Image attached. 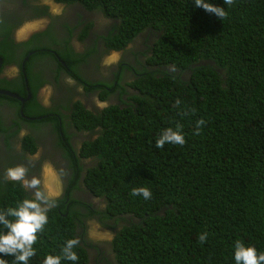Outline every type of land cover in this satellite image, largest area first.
<instances>
[{
  "label": "trees",
  "instance_id": "1",
  "mask_svg": "<svg viewBox=\"0 0 264 264\" xmlns=\"http://www.w3.org/2000/svg\"><path fill=\"white\" fill-rule=\"evenodd\" d=\"M53 1L75 2L110 19L112 26L102 38L107 50L125 52L138 34L147 35L142 48L132 52L133 62L120 59L111 80L96 81L77 72L86 52H73L68 37L61 40L63 49L57 53L66 64L63 71L83 88L79 95L85 100L92 102L96 91L99 101H109L102 108L92 102L88 110L86 103L72 102L76 92L52 109L37 102L45 80L27 68L35 58L52 56L47 46L28 48L34 52L20 81L0 78V89L21 98L30 95L21 102L0 94V105L14 108L9 121L0 113V148L9 161L0 168V210L34 198L3 173L25 165L39 177L47 155H32L41 147L46 126L67 168L63 193L48 212L28 264H43L47 255L62 257L66 241L77 237L80 244L73 250L79 259L62 258L61 264H88L90 246L98 256L111 252L116 264H236L237 241L264 253V0H234L231 6L207 0L225 9L223 20L196 7L194 0ZM20 45L28 42L14 43L9 36L1 40V61L18 62L24 54L13 48ZM185 109L195 112L184 116ZM201 118L206 123L193 135ZM177 123L186 143L157 148L162 131ZM20 127L27 130L21 137ZM77 131L81 142L75 148L71 137ZM86 158L91 165L83 167ZM80 178L85 193L105 202L103 209L76 196ZM138 187L149 188L151 198L131 196ZM91 217L115 228L109 243L88 238ZM205 232L207 240L201 243ZM0 258L8 264L15 260L13 255Z\"/></svg>",
  "mask_w": 264,
  "mask_h": 264
},
{
  "label": "flooded vegetation",
  "instance_id": "2",
  "mask_svg": "<svg viewBox=\"0 0 264 264\" xmlns=\"http://www.w3.org/2000/svg\"><path fill=\"white\" fill-rule=\"evenodd\" d=\"M20 1L19 5H17L15 9H8L7 7L6 10L2 12L0 19L8 17V25L4 26L1 29L3 32L0 34V41L3 39H7L9 36L10 38H12L14 43L28 42V45H20L19 47L13 48V51L17 52V54L22 53L24 55L21 57V59L18 60V62H16L15 69H13L11 66L5 67L7 64H3L2 68H5L0 75V78L10 80L9 82H17L18 80L20 81L22 79V73L25 63L27 62L29 56L33 53V51H29L28 48L36 46H47L46 51H48V53H51L52 56L44 55L42 57L35 58L29 61V65H31V67L27 68V70L31 75L37 77L38 80L41 77L43 80H45L43 82V85H48L50 87V100L44 105L41 104L42 106L46 107L47 109H52L57 104H65L67 100L66 95L73 92H76V94L78 93L75 85L66 83L65 79L68 76L66 77V74L63 71L65 62H63L59 58V55L57 53V51L63 49L64 44L61 40L68 37L67 45L71 46L73 52H86L83 65L85 67V73L89 74L88 72L92 71L93 74L89 75L93 76V79H95L94 77H96V80H103L105 77H107V79L110 80L111 72L109 71V67H107L108 70H104L101 67V62L99 63L98 61L97 55L100 53L98 47H104V45L102 44V38L108 34L112 23L110 24L109 22L108 24H105L104 20L97 14L96 9H86L75 2L57 3L53 0H50L52 3L59 4L61 6L59 11L53 12L51 11L50 4L45 3L44 0ZM34 21H40V24L35 26V28L37 29L25 33L24 38L20 37V39H17L15 37V31L23 23ZM88 24L91 25L87 29L86 34L82 37V40H78L76 38L77 33L81 31L85 25ZM92 38L96 41V44L98 46H91ZM73 41L75 43H73ZM126 56H128L132 62L134 61V57L131 52L127 53L126 51ZM25 57L26 60L24 61L22 70L21 62ZM96 64L97 66H95ZM53 74H56V76L54 77ZM65 84L69 88V90L65 88ZM6 90L15 93L14 91H11L9 89ZM80 90L83 93L82 87L80 88ZM90 94L92 93H86L85 97L89 96ZM7 97L15 99L11 96ZM36 99L38 100L37 96ZM83 103H86L88 108H91L93 104L89 99L84 100ZM9 108L10 111H8ZM0 113L3 115V117H6L7 121H9V117H11V114L14 113V108L8 106L5 102L3 105H0ZM19 130V132H21L22 130H24V128L20 127ZM11 139L16 140L17 136L14 135L11 137ZM77 139H79V136H77ZM40 140V144L43 146L49 144L50 141V139L45 136V133L40 137ZM14 145L16 149L19 147L18 143H15ZM5 157V151L0 148V168H3L7 163H9V161H7ZM24 162L25 161H23V163ZM32 165L34 166V164ZM5 173L6 172L3 173V178H5ZM32 176H36V173L28 174L29 178H31ZM50 177L51 175H49V178ZM22 188L26 190L23 186ZM108 229L111 233L115 231V228ZM91 234L93 236H96L93 232ZM90 247L92 248V250H95V248H93L92 246ZM101 250L103 251L104 247H102ZM89 258L92 259V255L87 252V261H89ZM95 261L96 264H114L111 260V255L106 253H103L101 254V256L95 258Z\"/></svg>",
  "mask_w": 264,
  "mask_h": 264
},
{
  "label": "clouds",
  "instance_id": "3",
  "mask_svg": "<svg viewBox=\"0 0 264 264\" xmlns=\"http://www.w3.org/2000/svg\"><path fill=\"white\" fill-rule=\"evenodd\" d=\"M224 3L231 6L234 4V0H224ZM194 4L196 7L203 8L208 13L215 14L222 20L228 15L223 7L214 6L207 2V0H194ZM1 33L2 31L0 30V34ZM3 64H7L5 67L11 66L13 69L16 68V63H3L0 59V75L5 68H2ZM94 95L97 96L98 93L94 91L93 96ZM180 105L181 101L177 99L175 107L179 108ZM194 112L195 109H185L182 115L188 116ZM205 123L206 121L203 118L197 120L193 135H199ZM181 129L182 125L177 123L175 129L168 127L163 130L156 140V147L163 148L166 144L183 146L186 140ZM29 163H31V160ZM44 168V179L36 176L29 178V168L25 165L10 167L5 173L6 180L19 182L26 189V193L29 194L27 190H33L34 196L32 199H24L18 202L15 207L0 210V225L6 230L0 232V254L15 256L13 264H28V261L36 255L34 245L37 243L39 235L43 233L45 226L48 224V212L55 206V198L59 196L58 192L53 193L47 182L46 173L50 170L51 166L45 165ZM61 174H64L63 170H61ZM130 195L134 197L143 196V198L147 200L151 198L152 192L147 187H138L133 188ZM206 240L207 233L200 234L199 242L204 243ZM79 244V237L68 239L62 249V257L47 255L43 260V264H61L62 258L73 262L77 261L79 257L73 249ZM234 259L236 264H264V253L258 254L255 247H246L241 241H237L235 244ZM0 264H8V262L0 258Z\"/></svg>",
  "mask_w": 264,
  "mask_h": 264
},
{
  "label": "rangeland",
  "instance_id": "4",
  "mask_svg": "<svg viewBox=\"0 0 264 264\" xmlns=\"http://www.w3.org/2000/svg\"><path fill=\"white\" fill-rule=\"evenodd\" d=\"M19 1L20 0H0V18H1V15H2V12L4 10H6V8L8 7V9H15V7L17 5H19ZM45 3H48L50 4V8H51V11H58L60 9V5L59 4H54L52 3L50 0H44ZM21 2V1H20ZM97 14L104 20L105 24H108L110 22V24L112 23L110 19H107L105 18L101 13L100 11L98 10L97 11ZM24 25H22L20 28H18L16 31H15V37L17 39H20V37H24V36H19V31L21 33H23L22 31H24V29H30V31H33L34 29H37L35 28V25H38L40 24V21H34V22H25L23 23ZM8 25V17L6 18H3V19H0V30L4 27V26H7ZM29 27V28H28ZM34 27V28H33ZM2 31V30H1ZM3 32V31H2ZM147 35V32L143 31L141 32L139 35H137L134 40L132 41L131 44H129L127 47H126V50L124 53L122 54H112L110 56H108L105 61H110L111 60V57L113 55H118V58L119 59H125V60H128L130 62H132L130 60V58L128 56H126V51L127 53H132V52H137L139 51L141 48H142V45H143V40L144 38L146 37ZM80 36V35H79ZM79 36H76V38L82 40V37L79 38ZM73 43H75L73 41ZM117 62V61H116ZM107 67H109V71L110 72H113V69H115V64L114 62H112L110 65H108ZM108 70V68H107ZM115 71V70H114ZM83 78L88 80V81H96L95 79H93V76H90V77H87L85 75H83ZM112 76H110V80H111ZM70 94V93H69ZM68 94V95H69ZM80 94H82L80 92ZM37 96H38V99L39 101H41L42 103H47L49 100H50V87L48 85H43L42 87H40L37 91ZM67 97V95H66ZM75 99H77L78 101L80 100H85L84 98L80 97V96H77ZM63 101V100H62ZM82 101V102H83ZM92 102L95 103L96 106L98 107H103L105 104H109V101H107V103H99V101L97 100V96L94 95L92 97ZM110 102H116L114 99L111 100ZM86 109H89L88 107H85ZM4 120H7L6 117H3ZM42 131H44L45 133V136L48 137V139H50L49 143L51 142V144H48L47 146H45V148H43L42 150V147L43 145H41L39 151H37L35 154H33L32 156H34V158H37L38 155H39V152L42 151L43 153H45L47 155V157L45 159L42 160V163H41V167H40V177L42 178V175H43V178H45V168L44 166L45 165H50L51 168L49 170L50 172V175H51V184L52 186H50L51 190L53 191V193H56L58 192L59 193V196L56 197V198H59L62 193H63V188H64V182H65V174L67 172V168L65 166V161H64V158L62 156V151L58 148L55 147V135L54 133L50 130L49 127H45V129H41ZM66 131L68 133H71V132H74V130L72 128H66ZM23 133V132H22ZM77 136L80 137V133L77 131L72 137V141L73 143H75V148L78 147L79 145V142H81V138L80 139H77ZM91 159L90 158H86L83 160V167H86V166H89L91 165ZM61 170H63V173L64 174H61ZM44 171V173H43ZM47 174V173H46ZM78 186L80 188V190H77L75 192L76 196L78 198H81L82 200L81 201H84L86 203H92L93 206L99 208V209H103L104 208V205H105V202L102 201L101 198L99 197H95V196H92L90 194H88L87 192L85 193L84 192V187L83 186V181L82 179L80 178L78 180ZM55 187V188H54ZM29 192V195H31L32 197L33 196V190H28ZM87 235H88V238L92 241V242H95V241H100L101 243H109L110 240L112 238L110 237H113V233H111L109 231L108 228L104 227V226H101L98 221L95 219V218H88L87 220ZM96 231L98 234V236H93L90 231ZM99 248H102V245L101 246H98ZM86 251L92 255V259L89 258V261H88V264H96V261H95V258L99 257L97 252H96V249L95 250H92V248H86ZM96 252V253H95ZM108 254L111 255V260L114 264H116V262L114 261V258H113V254L111 252L108 251ZM102 264V263H100Z\"/></svg>",
  "mask_w": 264,
  "mask_h": 264
},
{
  "label": "crops",
  "instance_id": "5",
  "mask_svg": "<svg viewBox=\"0 0 264 264\" xmlns=\"http://www.w3.org/2000/svg\"><path fill=\"white\" fill-rule=\"evenodd\" d=\"M59 11V10H58ZM82 33V30L81 31H79L78 33H77V35L76 36H79L80 34ZM102 44H103V42H102ZM104 45V44H103ZM91 46L92 47H96V46H98L97 44H96V41L92 38V43H91ZM99 48V51H100V53L97 55V57H98V61H99V63L101 62V67L104 69V70H106L107 69V66L108 65H110L112 62H114V64H115V69H113V71L114 70H116V68H117V64H118V61L120 60L119 58H118V55H113L112 57H111V60L110 61H105V59L108 57V56H110V55H112V54H122V53H124V52H122V51H113V50H107L106 48H105V45H104V47L103 48H101V46H99L98 47ZM117 61V62H116ZM95 66H97V64L95 65ZM77 68V72H78V74H79V76L80 77H82L83 78V75H85V76H87V77H90L91 75H89V74H93V72L92 71H90V72H88L89 74H87V73H85V71H84V66H83V64H80L79 66H77L76 67ZM101 69V68H100ZM53 76L55 77L56 76V74H53ZM110 76H112V72H111V75ZM66 77H67V75H66ZM95 79H96V77H94ZM105 78H107V77H105ZM65 81H66V83H69V84H71V85H75V87H76V89L78 90V95H75L74 96V98H72V102H74V101H78L77 99H75L77 96H80L81 97V95H79V93L81 92V90H80V85H78V84H76L75 82H74V80L73 79H71L69 76L65 79ZM42 86V85H41ZM65 86V88L66 89H68L69 90V88H67V86H66V84L64 85ZM38 91V90H37ZM37 93V92H36ZM82 93V92H81ZM36 96H37V94L35 95V99H36ZM38 97V96H37ZM83 98V97H82ZM37 100V99H36ZM83 100H80V102H82ZM37 102L41 105H44L45 103H42L41 101H39V99L37 100ZM106 103H107V101H105ZM105 102H101L100 101V103H105ZM83 103V102H82ZM41 105V106H42ZM97 105V104H96ZM106 105H108V103L107 104H105L103 107H105ZM42 107H44V106H42ZM44 108H46V107H44ZM99 108H101V107H99ZM47 109V108H46ZM89 110V109H88ZM23 132V133H22ZM27 132V130H26V128H24V130H22L21 132H19V134H18V136L19 137H21V136H23L25 133Z\"/></svg>",
  "mask_w": 264,
  "mask_h": 264
},
{
  "label": "water",
  "instance_id": "6",
  "mask_svg": "<svg viewBox=\"0 0 264 264\" xmlns=\"http://www.w3.org/2000/svg\"><path fill=\"white\" fill-rule=\"evenodd\" d=\"M25 59L26 58H24L23 61H22V63H21V68L23 67V64H24ZM0 94L14 97V98L18 99L21 102H24V101L28 100L29 97H30L29 93H27V95L24 98H21V97H19L17 94H15L13 92H9V91H6V90H1V89H0Z\"/></svg>",
  "mask_w": 264,
  "mask_h": 264
},
{
  "label": "bare ground",
  "instance_id": "7",
  "mask_svg": "<svg viewBox=\"0 0 264 264\" xmlns=\"http://www.w3.org/2000/svg\"><path fill=\"white\" fill-rule=\"evenodd\" d=\"M24 25V24H23ZM36 26V25H35ZM20 28V27H19ZM29 28V27H28ZM34 28V27H33ZM30 29L31 28H29L28 30L27 29H24V31H22L23 33H21L20 31H19V36H24L25 37V33H28L29 31H30ZM35 30V29H34ZM23 37V38H24ZM22 38V37H21ZM45 171V170H44ZM44 171H43V173H44ZM49 175H50V172L48 171L47 172V174H46V178H47V182H48V184L50 185V186H52V184H51V178H49ZM42 178H43V175H42ZM55 188V187H54ZM93 233L96 235V236H98V234L99 233H97L96 231H94L93 230Z\"/></svg>",
  "mask_w": 264,
  "mask_h": 264
}]
</instances>
